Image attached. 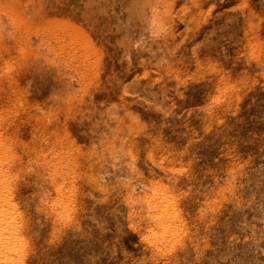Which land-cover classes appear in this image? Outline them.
Segmentation results:
<instances>
[{"label":"rangeland","instance_id":"374dc122","mask_svg":"<svg viewBox=\"0 0 264 264\" xmlns=\"http://www.w3.org/2000/svg\"><path fill=\"white\" fill-rule=\"evenodd\" d=\"M0 114V264H264V0H0Z\"/></svg>","mask_w":264,"mask_h":264},{"label":"bare ground","instance_id":"6f19581e","mask_svg":"<svg viewBox=\"0 0 264 264\" xmlns=\"http://www.w3.org/2000/svg\"><path fill=\"white\" fill-rule=\"evenodd\" d=\"M21 11L27 14V16H32L33 14L30 3H26L23 8L19 6L15 7V12L20 19L24 17ZM10 145L11 138L3 134V124L2 119L0 118V164H2V159H9L11 157L9 152ZM10 179L11 175L9 173V170L0 166V200L5 201L9 207H13L14 203L9 194L13 190ZM159 195L161 196L163 202L159 204L160 211L157 210V212L160 213L162 211L163 214H166L169 217V219L173 220L175 217V211L173 209L174 205L170 194H168V192H166L165 190H162ZM169 207L171 208V210L164 212L168 210ZM164 232H170L169 224L165 226ZM1 248H3V246H1Z\"/></svg>","mask_w":264,"mask_h":264}]
</instances>
